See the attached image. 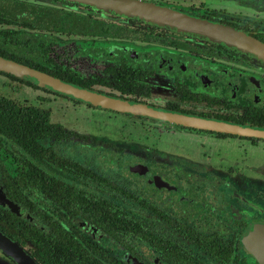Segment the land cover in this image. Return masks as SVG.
I'll list each match as a JSON object with an SVG mask.
<instances>
[{
    "label": "flooded vegetation",
    "instance_id": "af4514ba",
    "mask_svg": "<svg viewBox=\"0 0 264 264\" xmlns=\"http://www.w3.org/2000/svg\"><path fill=\"white\" fill-rule=\"evenodd\" d=\"M136 1L264 44V0ZM0 58L132 106L264 129V60L121 10L0 0ZM0 184V232L35 264H264V137L84 103L0 68Z\"/></svg>",
    "mask_w": 264,
    "mask_h": 264
},
{
    "label": "water",
    "instance_id": "95a60500",
    "mask_svg": "<svg viewBox=\"0 0 264 264\" xmlns=\"http://www.w3.org/2000/svg\"><path fill=\"white\" fill-rule=\"evenodd\" d=\"M81 3L96 5L102 8H111L121 10L124 14L145 20L156 25H165L174 28L176 31L185 34L198 35L200 37L221 42L227 46L236 48L241 52H247L264 60V44L237 32L229 27L214 24L202 19L189 17L188 15L168 10L162 7L139 2L136 0H72ZM0 68L7 69L21 78L33 81L39 86L50 88L61 94L83 101L84 103L95 104L98 106L112 107L117 110L135 113L142 116L152 117L156 119H165L170 122L180 123L187 126L211 129L215 131L231 132L241 135H250L256 137H264V129L260 128H240L231 123L204 119L195 116L173 114L161 112L157 109L146 108L140 106H132L117 99L99 95L80 87L60 82L43 73L31 70L24 66L14 65L0 58ZM0 205L11 208L3 194V188L0 184ZM0 252L7 254L18 264H35V262L26 256L24 252L10 239L0 232Z\"/></svg>",
    "mask_w": 264,
    "mask_h": 264
}]
</instances>
